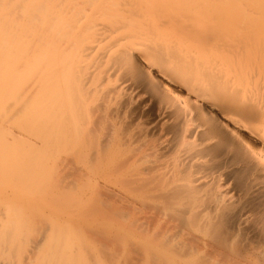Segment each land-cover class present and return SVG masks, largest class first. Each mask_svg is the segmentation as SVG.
<instances>
[{
  "label": "bare ground",
  "instance_id": "obj_1",
  "mask_svg": "<svg viewBox=\"0 0 264 264\" xmlns=\"http://www.w3.org/2000/svg\"><path fill=\"white\" fill-rule=\"evenodd\" d=\"M0 264H264V0H0Z\"/></svg>",
  "mask_w": 264,
  "mask_h": 264
}]
</instances>
